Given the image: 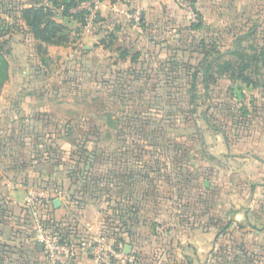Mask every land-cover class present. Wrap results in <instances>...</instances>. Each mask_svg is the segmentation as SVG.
I'll return each mask as SVG.
<instances>
[{
    "label": "rangeland",
    "instance_id": "obj_1",
    "mask_svg": "<svg viewBox=\"0 0 264 264\" xmlns=\"http://www.w3.org/2000/svg\"><path fill=\"white\" fill-rule=\"evenodd\" d=\"M69 2L0 0V264H43L28 190L139 264H264V0Z\"/></svg>",
    "mask_w": 264,
    "mask_h": 264
},
{
    "label": "built area",
    "instance_id": "obj_2",
    "mask_svg": "<svg viewBox=\"0 0 264 264\" xmlns=\"http://www.w3.org/2000/svg\"><path fill=\"white\" fill-rule=\"evenodd\" d=\"M28 192V206H32V224L39 235L43 253V264H73L79 250H84L97 264H139L132 252L119 250L109 241L102 223L97 230L90 231L87 224L77 220L70 223L53 214L54 196L47 191H38L39 200L34 202ZM55 194V193H54Z\"/></svg>",
    "mask_w": 264,
    "mask_h": 264
},
{
    "label": "crops",
    "instance_id": "obj_3",
    "mask_svg": "<svg viewBox=\"0 0 264 264\" xmlns=\"http://www.w3.org/2000/svg\"><path fill=\"white\" fill-rule=\"evenodd\" d=\"M59 17H62L63 19H64V21H66V25H68V23L69 22H73L75 19L74 18H72V17H70V16H68V15H66V14H63V15H59ZM94 35V34H93ZM91 36V38L92 37H94V36ZM91 46H93L92 45V43H84L83 45H82V48H84V49H89ZM54 47H57V46H54ZM58 47H60V46H58ZM28 192H29V190L27 191V192H25V194H24V192L22 193L24 196H26V194L28 195ZM22 194H20L19 192H17L16 193V195L15 196H17L19 199L20 198H22ZM51 195V197L52 196H54L55 197V194L54 193H50ZM58 194H60V192L58 193ZM27 198V197H26ZM25 198V200H27ZM56 199H59V205L57 206V207H55L54 206V204H53V207H54V209H53V214L55 215V216H59V217H62V219H64V220H66V221H68L69 223L71 222V221H73V220H77V222H79V223H81V221H84L85 220V218H84V216H83V212H81L79 209H77V215H72L71 213H73V212H75V211H73L71 208V204H70V202L67 200V199H65V198H63V196H59L58 198H56L55 197V199H53V201H55ZM23 200V201H22ZM52 201V202H53ZM22 202H24V198L23 199H21V203ZM70 207V208H69ZM71 209V210H70ZM102 223H104L103 222V218H101V219H99V221L97 220V222H96V224L93 226V228L95 229V230H97L100 226H101V224ZM85 224H88V223H85ZM93 229V230H94ZM38 240H39V235L37 234V237H36V239L33 241V242H35L34 244H35V246H36V249H37V251H39L40 252V254H41V249H40V247H39V242H38ZM109 241L112 243V244H114L115 246H117L121 241L119 240H117V238H113V236H110V238H109ZM28 243V242H27ZM126 245L127 244H125L124 246L126 247ZM132 250H133V248L130 246V248H129V252H132ZM73 264H97L92 258H91V256L90 255H88L84 250H79L78 251V254H77V257H76V260L74 261V263Z\"/></svg>",
    "mask_w": 264,
    "mask_h": 264
},
{
    "label": "trees",
    "instance_id": "obj_4",
    "mask_svg": "<svg viewBox=\"0 0 264 264\" xmlns=\"http://www.w3.org/2000/svg\"><path fill=\"white\" fill-rule=\"evenodd\" d=\"M70 2L68 3L69 5H75V2H72V0H69ZM22 13L25 15V19H26V14L29 15V21H30V24L31 25V28L33 30V33L35 35V37H42L44 34H47L49 33V39L52 40V41H49L51 44H55L57 45L58 43V40L55 36V28H50V27H47L45 23H42V22H39V19H41L43 17V12H42V9L41 8H27V9H24L22 11ZM35 20H38V22H36ZM26 21H28L26 19ZM28 24V23H27ZM53 30V31H52ZM59 44V43H58ZM0 62H2L0 60ZM205 72V71H204ZM206 74V73H205ZM206 75H204L203 77V83L205 85V87L207 86V83L208 81L206 80ZM5 78V77H4ZM4 80V79H3ZM207 88V87H206ZM115 216H116V212H115ZM112 220V219H111ZM35 231V229H34ZM113 238H117V240L121 241V236H119L117 233H113ZM36 247V246H35ZM42 263H43V256H42Z\"/></svg>",
    "mask_w": 264,
    "mask_h": 264
},
{
    "label": "water",
    "instance_id": "obj_5",
    "mask_svg": "<svg viewBox=\"0 0 264 264\" xmlns=\"http://www.w3.org/2000/svg\"><path fill=\"white\" fill-rule=\"evenodd\" d=\"M53 204H54L55 207H57L59 205V199H56L55 201H53ZM38 245H39V247L41 249L42 248L41 247V244H38ZM129 248H130V246L129 245H126V247L124 248L125 249V252H129Z\"/></svg>",
    "mask_w": 264,
    "mask_h": 264
}]
</instances>
